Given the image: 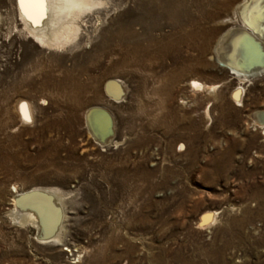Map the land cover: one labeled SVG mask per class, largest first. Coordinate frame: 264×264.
Masks as SVG:
<instances>
[{
  "label": "rangeland",
  "instance_id": "374dc122",
  "mask_svg": "<svg viewBox=\"0 0 264 264\" xmlns=\"http://www.w3.org/2000/svg\"><path fill=\"white\" fill-rule=\"evenodd\" d=\"M97 1L75 39L49 47L16 0H0V264H264V129L252 115L264 74L241 83L238 105V78L214 58L219 36L242 28L226 20L241 0ZM95 106L110 117L105 143L86 124ZM34 188L60 200L56 240L16 219L14 195Z\"/></svg>",
  "mask_w": 264,
  "mask_h": 264
},
{
  "label": "bare ground",
  "instance_id": "6f19581e",
  "mask_svg": "<svg viewBox=\"0 0 264 264\" xmlns=\"http://www.w3.org/2000/svg\"><path fill=\"white\" fill-rule=\"evenodd\" d=\"M39 3L43 4L42 8L35 6L27 9L32 16V19H29V16L21 9L19 0H16L19 19L28 30L29 36L35 42L49 47H62L75 39L80 31L78 21L81 15L100 4L97 0H37V5ZM260 10L259 0L238 2L233 9V15L226 20L239 21L242 28L233 29L234 26L224 31L214 47V58L218 64L228 69L239 80L237 86L231 91V96L238 105H241V97L245 90V86L241 83L249 82L252 78L264 74V21L259 18ZM180 24L188 27L185 30L183 28L182 39L190 40L195 36L192 21ZM189 84L196 91L214 90L217 87L216 84H203L195 79ZM105 87L113 101L122 100L123 91L119 80L110 79ZM22 106L21 110L24 113ZM252 115L255 122L264 129V110H255ZM85 117L86 124L99 142L105 143L111 140L113 131L110 117L103 108L90 107ZM13 200L15 209L19 213L16 219L20 223L26 220L34 223L38 228L37 237L42 241L57 239L61 231V213L63 212L60 200L55 193L34 188L17 192ZM213 219L214 216L207 213L202 216L200 225L210 224Z\"/></svg>",
  "mask_w": 264,
  "mask_h": 264
},
{
  "label": "snow or ice",
  "instance_id": "6c2138e0",
  "mask_svg": "<svg viewBox=\"0 0 264 264\" xmlns=\"http://www.w3.org/2000/svg\"><path fill=\"white\" fill-rule=\"evenodd\" d=\"M20 2V6L21 9L25 11V14L29 16V19H32V16L28 13L27 9L29 7H35V6H39V7H43L42 3H39L37 5V0H19ZM260 4H261V10H260V20L264 21V0H259ZM35 22V21H33ZM22 108L24 109V113H25V118L26 119H30L27 115V111H26V106H22Z\"/></svg>",
  "mask_w": 264,
  "mask_h": 264
}]
</instances>
